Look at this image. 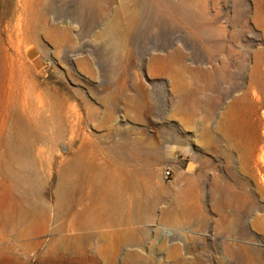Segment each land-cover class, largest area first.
<instances>
[{
  "label": "rangeland",
  "instance_id": "rangeland-1",
  "mask_svg": "<svg viewBox=\"0 0 264 264\" xmlns=\"http://www.w3.org/2000/svg\"><path fill=\"white\" fill-rule=\"evenodd\" d=\"M128 1L0 0V119L10 63L36 88L70 96L101 151L106 182L118 177L121 186L147 184L133 206L146 215L131 225L134 242L109 252L110 235L131 226L106 219L63 232L90 236L75 255L96 256L99 264H264V66L252 80L255 56L264 52V0H143L151 19L145 13L148 21L127 32L121 9ZM54 26L60 34L51 35ZM69 125L60 133L43 130L48 142L39 144L41 161L37 149L33 154L42 178L52 179L60 154L73 151L77 132ZM191 162L204 166L198 191L186 184L198 171ZM176 195L188 207L165 221L167 200ZM7 209L14 215L8 224ZM20 209L0 183V264H41L53 251L51 228L66 218L50 211L45 230L40 209L18 220ZM179 212H197L200 224L178 223Z\"/></svg>",
  "mask_w": 264,
  "mask_h": 264
},
{
  "label": "bare ground",
  "instance_id": "bare-ground-1",
  "mask_svg": "<svg viewBox=\"0 0 264 264\" xmlns=\"http://www.w3.org/2000/svg\"><path fill=\"white\" fill-rule=\"evenodd\" d=\"M181 1L186 2V0ZM23 2L27 5L32 0H23ZM143 2V0H129L128 3L123 4L121 14L122 17L127 18V32L137 29L141 22L148 21L147 14H149V20L151 19L153 11L151 7H147L148 11L145 12L141 6ZM129 5H131L130 9ZM24 8L27 9L28 6L24 5ZM256 21L261 23L258 11ZM96 24H99V21ZM59 32H61L59 27L54 26L51 35H58ZM64 35L68 36L65 32ZM83 63L88 64V59H83ZM263 66L264 52H260L255 56L252 68L253 82L255 77L259 76ZM4 77L6 100L5 114L0 119V183L6 186L15 198L16 204L21 207L22 215L18 216V220H21L24 214L29 215L40 209V219L46 230L47 223L50 221V211L56 219L66 218L65 221L51 228L53 234L48 244L53 251L51 255L41 259V264H99L96 256L75 255L90 236H65L63 232L87 228L95 223L105 224L106 219H113L117 224L131 226L136 220L146 217L132 211L135 210L133 206L140 200L143 191H146L147 184L139 185L138 189L133 185L121 186L122 182L120 183L118 177L109 178L110 181L106 182L108 178L106 168L99 164L102 161H99L101 151L94 143H91L89 134L75 110V104L68 99L70 96L49 86L36 88L32 80H27L21 70L14 68L10 63L6 66ZM245 98H248V95H245ZM245 98L242 97L238 101ZM178 108L181 112L187 111L185 105L181 104ZM135 109H142L141 103H135ZM10 118L11 121H9ZM65 123L70 124L72 132H77V140L72 142L73 151L68 155L60 154V159L55 161L56 171L52 179L42 178L37 168L38 162L33 158L34 150L37 149L36 155L41 161L43 154L39 144L48 142L43 135V130L48 131L53 127L60 133ZM132 143L133 156L135 160H138L141 158L139 143L137 140H133ZM263 155L264 149L260 152V156ZM46 162L49 167L53 163L52 160ZM157 168L156 166L155 169ZM100 178L105 181L97 183V179ZM125 190L128 192L129 200L124 203L123 198L121 200V194ZM110 202L112 205L108 206ZM177 204L178 209H173L174 211L169 209L165 213L163 217L165 221L170 220V212L180 211L182 204L180 201ZM94 208L99 210L98 213L94 212ZM124 208H127V213L123 211ZM3 216L6 224L14 220V215L9 209ZM134 233L133 226L125 232L112 233L110 237L113 247L112 250L109 249V252L115 255L121 243L134 242ZM106 249L108 253V248Z\"/></svg>",
  "mask_w": 264,
  "mask_h": 264
},
{
  "label": "crops",
  "instance_id": "crops-1",
  "mask_svg": "<svg viewBox=\"0 0 264 264\" xmlns=\"http://www.w3.org/2000/svg\"><path fill=\"white\" fill-rule=\"evenodd\" d=\"M188 165H189L188 166L189 168L195 167V168H197L198 171H197V174H193V175L192 174H188L186 176V184H187V186H189L190 184H193L195 186V189L198 191L200 184H205L204 174H203V176L200 174V168H204V166H201L200 164H197V165L195 164L194 165V163H192V162L189 163ZM175 199L180 201V203L182 204L181 207L184 210L187 209V207H188L187 206V201L183 198V196L176 195L172 199L167 200L166 210L167 209L168 210L169 209L173 210V209H178L179 208L178 204H177L178 201L175 200ZM195 205H196L195 207H198L196 201H195ZM180 212H182V210ZM180 212H179V218H178L179 222L178 223L185 222V223L194 224V225H199L200 224V218H199V215L197 214V212H195L194 215H193V213H190V215H185V214H182L183 212L180 214Z\"/></svg>",
  "mask_w": 264,
  "mask_h": 264
},
{
  "label": "built area",
  "instance_id": "built-area-1",
  "mask_svg": "<svg viewBox=\"0 0 264 264\" xmlns=\"http://www.w3.org/2000/svg\"><path fill=\"white\" fill-rule=\"evenodd\" d=\"M164 177L167 181H171L173 178L172 169L170 167H167L164 172Z\"/></svg>",
  "mask_w": 264,
  "mask_h": 264
}]
</instances>
